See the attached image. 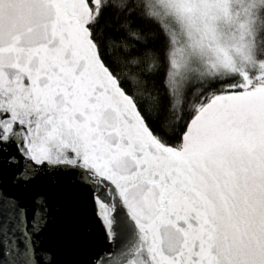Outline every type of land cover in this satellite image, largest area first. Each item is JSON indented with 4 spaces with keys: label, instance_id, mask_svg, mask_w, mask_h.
Here are the masks:
<instances>
[{
    "label": "snow or ice",
    "instance_id": "1",
    "mask_svg": "<svg viewBox=\"0 0 264 264\" xmlns=\"http://www.w3.org/2000/svg\"><path fill=\"white\" fill-rule=\"evenodd\" d=\"M65 186L81 264H264V0H0V264Z\"/></svg>",
    "mask_w": 264,
    "mask_h": 264
},
{
    "label": "water",
    "instance_id": "2",
    "mask_svg": "<svg viewBox=\"0 0 264 264\" xmlns=\"http://www.w3.org/2000/svg\"><path fill=\"white\" fill-rule=\"evenodd\" d=\"M56 200L55 219L48 242L60 252V260L67 264L81 262L101 254L105 248L101 230L90 217V209L84 199L70 186L62 189ZM91 243L86 253L80 251L81 242Z\"/></svg>",
    "mask_w": 264,
    "mask_h": 264
}]
</instances>
